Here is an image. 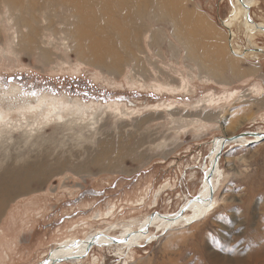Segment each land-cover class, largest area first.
Instances as JSON below:
<instances>
[{"label":"rangeland","instance_id":"374dc122","mask_svg":"<svg viewBox=\"0 0 264 264\" xmlns=\"http://www.w3.org/2000/svg\"><path fill=\"white\" fill-rule=\"evenodd\" d=\"M233 1L173 0L204 15L221 34L220 58L210 43L196 48L197 59L210 71L203 74L187 57V47L196 44H183L174 32V14L171 23L159 16L162 23L146 20L145 26L139 21L142 8L135 12L140 30L134 43L128 34L115 36L118 53L130 62L112 74L79 61L63 34L44 31L36 38L38 52L45 48L54 54L51 61L40 60L36 51L30 56L21 52V33L9 19L13 13L1 7L0 174L41 162L45 151L51 161L43 174L25 176V191H15L17 184L8 191L0 210V264H38L60 244L101 231L120 236L129 225L138 229L154 212L175 213L201 191L198 167L214 138L260 130L264 121L249 125L244 117L231 119L257 76L244 75L243 68L262 62L264 75V53L248 49H264V32L250 39L245 18L228 28L235 34V52L245 55L231 51L224 22L232 15ZM250 15L264 25V0L253 4ZM41 25H46L44 18ZM182 31L188 36L183 24ZM225 79L232 83L217 84ZM231 92L237 97L228 98ZM260 142L225 150L215 206L204 217L167 232L157 220L150 228L156 237L146 245L145 239L136 248L95 247L78 263L62 264H264Z\"/></svg>","mask_w":264,"mask_h":264},{"label":"bare ground","instance_id":"6f19581e","mask_svg":"<svg viewBox=\"0 0 264 264\" xmlns=\"http://www.w3.org/2000/svg\"><path fill=\"white\" fill-rule=\"evenodd\" d=\"M256 1L257 0H234L232 15L228 19L229 21L224 22V25L227 28H231L233 22L237 21L238 19L245 18L244 24L247 27L246 29L248 31L246 32L248 33L250 39L254 38L257 34L259 35L260 33H258V31L264 32L262 29L256 30L255 27L256 25L258 28H263L264 25H258L257 22H254V20H252L254 23H251L246 17V7L251 8ZM3 5L6 6L11 13H13L9 19H14L15 24L19 28V33H21V36L18 40V46L21 49V52H25L30 56L33 55L34 51H36L34 55L38 56V58L42 61L50 60L49 57L54 55L51 54L49 49L41 48L39 52L37 50L40 46H38V40H36V38H38L39 35L41 36V32L43 33L44 31H48L52 33L53 36L63 34L65 40L73 44L70 50L72 54L79 59V61L98 66L101 69L103 68L107 70L109 73L118 74L122 65L124 63L128 64L130 61L129 58L124 59V57L118 53L115 45V36H117L119 39H124L125 35L128 34L127 40L134 43L132 38L140 30V26L137 27L136 25L135 27V12L138 13L141 8L143 13L139 18V21L144 20L142 25L144 24L145 26L147 24L145 22L146 20H151L155 23H162V19L160 17H162L168 23H171V14L176 15V21L172 23V26L175 29L174 32H176V34L178 33L176 36L180 41H182L183 44H196V47L193 45L191 48L187 47V57L191 59L192 62L197 64V68L202 74L210 71L207 70V64L206 62H203L204 60H201V63L197 59V49L198 51H201V49H205L202 45H207L210 43L211 46H214L215 51L218 52L216 57L220 58V50H222L224 47V45H219L221 43L219 41L218 34L220 36L221 34L217 32V29L215 30V28H213L204 15L190 12L188 8H185L184 6L183 8H180V6L173 2V0H0V9ZM179 12H182V15H179ZM119 13H122V17L118 15ZM180 16L185 17L187 23L185 20L181 19ZM43 18L46 21V25H41ZM58 24L63 26L59 27L57 26ZM182 24L184 28L188 29V36H185V33H183ZM131 25L133 27L130 29ZM126 26L130 30L126 29ZM199 33H201V36ZM46 34L47 33H45V35ZM230 36L231 40L229 42V46L231 51L234 52L236 56L243 58L245 55L244 52L243 54H238L235 52L239 50L236 48L238 45L235 46V44H233L235 39L234 32L230 31ZM130 44L131 42L129 45ZM251 44L254 43L251 42ZM131 49V47H128V51H131ZM248 49L251 51L258 50L256 53H264L263 48H257L256 46H252ZM52 108L55 109L53 106ZM258 132L264 133V131ZM236 136L237 135L231 134L227 137L232 138ZM258 141H260V139L253 140L249 137H246L231 142L229 145L255 143ZM221 148V143H217L216 152L213 154L212 160L216 158L218 154L217 152ZM224 152L225 150L223 151L222 156L224 155ZM43 155H45L44 158ZM39 156L42 157V161L39 163L31 164L30 166L22 167L12 171L7 170L4 172V174H0V210L3 207V204L7 201L8 191L11 189L13 184H17L16 188L14 189L15 191L18 190L23 192L25 191L26 186H23L21 183L23 179H25L26 175L30 174L29 176H36L38 174L44 173L43 167L49 166V162L51 161L50 154L49 152L45 151ZM209 167L210 166L208 164L207 169ZM223 171L224 170L220 167L219 162V165L215 168V177L223 176ZM216 182L213 201L206 210H204L200 204H194L190 210L187 211L194 212L192 215H187L186 212L181 220L174 222L165 221L157 217L152 222L151 228L157 220L166 224V229H168L180 222L190 224L191 222L204 217L206 213H209L215 206V194L217 191ZM206 194L207 192L204 193L205 197ZM145 223L146 221L141 225H144ZM132 227V225L127 226L125 228V233L122 236L136 232L140 228L139 227L138 229L133 230ZM105 233L111 237H115L109 234L107 231ZM152 237L153 236H151L150 229H148L145 234H140L131 238L129 243L109 245L108 247H116L121 250L127 247L132 248V246L136 245L137 242L139 243V241L145 239H148L149 241ZM85 239H81L80 241ZM74 241H71V243ZM103 242L105 241L103 240ZM100 243L102 242H99V245H101ZM69 244L70 243L67 242L60 244L59 250L52 253H50V251L46 257L50 256V259L53 261L60 258L65 259L61 263L57 264H62L65 262L78 263L81 261L82 257L85 256L84 252L86 250V245L79 243L77 248L69 249ZM99 247L104 246L101 245ZM46 257H44L42 260L44 261Z\"/></svg>","mask_w":264,"mask_h":264},{"label":"water","instance_id":"95a60500","mask_svg":"<svg viewBox=\"0 0 264 264\" xmlns=\"http://www.w3.org/2000/svg\"><path fill=\"white\" fill-rule=\"evenodd\" d=\"M246 17H247L249 22H251V23L255 22V21L254 22L252 21L253 19L251 18L249 7H246ZM255 27H256V30L262 29V31H264V27L258 28V26H256V25H255ZM226 29L228 30V32L230 34L229 29L227 27H226ZM229 40H231V36H229ZM246 137H249L253 140L254 139H260V141H261L260 143L264 142V133H262V132L260 133L258 131H245V132L237 134L236 137H232V138H229L226 135H222V136H218V137L214 138V140H212V142H211L212 147L210 149V152L204 158L203 164L200 167H198L203 174L201 191L197 195L191 197L190 199H187V201L184 203V205L175 213H172L170 215L169 214L165 215V214H161L159 212H154L151 215L147 216V218H145L144 222L146 221V223L144 225H140V228L136 232H133L131 234H126L124 236L120 235V236H115V237H111L102 231L97 232L94 235H89L85 240L80 241L81 239H78L77 241L70 243L69 249L77 248L79 243H81L82 245H86V250L84 253H85V256L87 257L89 255V253L95 247H99L101 245L104 247H108L109 245H119V244L129 243V240H131V238L138 236L140 234H145L148 231V229L151 228L152 222L157 217H159L165 221H170V222L181 220L183 218L184 214L187 211H189L190 208L194 204H200L202 206V208H204V210H206L213 201V197H214V193H215V182L217 181L215 179V168H216V166L219 165L220 159H222V157H223L222 156L223 151L229 146V144L231 142H234L236 140H239L241 138H246ZM217 143H221L222 148L220 150H218V152H217L218 154H217L216 158L212 160V158H213L212 156L216 152V144ZM252 144H255V143L253 142V143H250L249 145H252ZM207 162L210 166L208 169H207V165H208ZM220 178H221V176H219L218 182H216L217 185H219ZM205 192H207L206 197L204 196ZM187 225H191V224H187ZM169 230L170 229L168 228L167 230H165V232H167ZM155 237L156 236H153L152 239H154ZM103 240L105 242H103ZM99 242H102V243H100L101 245H99ZM144 242H145L144 245H146L148 243V239H146ZM59 246L52 249L50 253L59 250L60 249ZM132 247H134V248L141 247V245L136 244ZM85 256L82 257V259H84ZM50 258H51L50 256H47L44 261H41V263L39 262L38 264H57V263H61L62 261L65 260V259L60 258L58 260L53 261Z\"/></svg>","mask_w":264,"mask_h":264},{"label":"crops","instance_id":"0c3cea01","mask_svg":"<svg viewBox=\"0 0 264 264\" xmlns=\"http://www.w3.org/2000/svg\"><path fill=\"white\" fill-rule=\"evenodd\" d=\"M262 66H263V64L261 62V63H256V64L252 65V67H250L249 69L246 67L243 68V70L245 72L244 75L245 74L247 75L248 72L250 74L255 72L257 76L250 80V83H251L250 85H252V84L253 85L250 88L251 90H249L248 93L246 90V92L244 94V96L247 95V99H245V100L243 99L242 101H239L238 105H235V109L233 111V116L231 119H240V118L244 117V120H245L244 122L248 123L249 125H253L256 123L261 124L259 122L264 121V79H263L264 75H263V77H260V71L263 70ZM241 81L245 82L244 80H241ZM215 83H217L216 80H215ZM231 83H232L231 80L225 79L222 81H218L217 84H222L224 86H227ZM234 92H236L238 94L237 90H234ZM242 93H239V94H242ZM235 94L233 95V92H231L227 96H228V98L232 99L237 95V94L236 95ZM238 97H239V95H238ZM199 103L200 102H198L197 104H199ZM209 108H211V107H209ZM229 119L230 118L228 117V120ZM211 125H213L212 126L213 129H215L217 127V123H213ZM259 129H260L259 131H264V123H263V126H261ZM226 136H229V134ZM262 143H264V142H262Z\"/></svg>","mask_w":264,"mask_h":264}]
</instances>
